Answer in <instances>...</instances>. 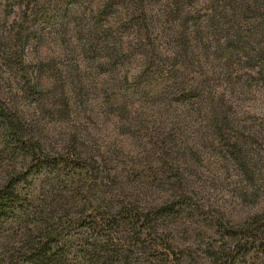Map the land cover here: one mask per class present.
<instances>
[{
    "label": "trees",
    "instance_id": "1",
    "mask_svg": "<svg viewBox=\"0 0 264 264\" xmlns=\"http://www.w3.org/2000/svg\"><path fill=\"white\" fill-rule=\"evenodd\" d=\"M86 13L95 22L76 45L87 66L73 70L74 78L81 84L84 72L91 73L99 107L106 121L116 120L117 135L102 151L91 137L69 135L50 160L51 144L30 116H41L52 100L53 106L66 104L68 76L36 49L45 26L66 35L68 19ZM25 45L32 49L25 52ZM0 46L7 69L0 82V154L8 159L0 182V230L8 219H38L20 247L0 255V264H66L67 249L56 232L62 219L31 210L36 197L17 185L33 170L88 194L82 207L92 208L89 230L133 237L135 264H184L175 255L144 256L170 248L151 238L172 233L170 222L185 213L175 204L190 193L186 172L202 135L226 140L225 154L242 176L250 180L259 170L249 146L259 132L239 129L234 102L251 85L264 87V0H104L93 8L91 0H35L0 37ZM80 90L82 100L88 89ZM160 194L161 202L153 198ZM223 236L207 253L210 264H238L250 249L264 264V212ZM92 246L102 264H131L119 259V243Z\"/></svg>",
    "mask_w": 264,
    "mask_h": 264
},
{
    "label": "rangeland",
    "instance_id": "2",
    "mask_svg": "<svg viewBox=\"0 0 264 264\" xmlns=\"http://www.w3.org/2000/svg\"><path fill=\"white\" fill-rule=\"evenodd\" d=\"M103 1L91 0V8L99 6ZM32 4H35V0H0V37L18 25L24 17L25 6ZM68 20L70 24L66 35L59 32L57 27L45 26L42 45L39 51L36 49L46 61L50 60L48 63L53 70L61 71L63 75L68 76L63 95L66 104L53 106L51 103L54 100H52L43 104L45 106L41 116L37 118L30 116V119L38 122L45 136L44 139L51 144L50 160L52 155L61 149V138L65 139L73 134L80 139L91 137L102 151L107 141H111L117 135L118 129L115 119L105 120L104 111L99 107V99L92 90L91 73L83 71L81 84H78L74 78L73 70L77 71L87 66L84 64L86 60L79 55L76 41L84 40L85 30L93 25L95 20L91 19L87 13L71 16ZM101 21L102 26H105V22ZM64 41L70 45L67 49L62 47ZM24 49L26 52L27 49L32 48L25 45ZM72 49L74 51L71 53ZM90 65L92 67V64ZM6 70L0 46V82L6 78ZM1 85L2 83L0 87ZM84 87L88 90H83L85 96L80 100L76 93ZM1 90L6 96V89L1 88ZM249 91L236 98L234 103L238 108L235 110V119L239 129L259 132L255 140L249 141V146L256 154L259 170L250 180L242 176L225 154L226 140L212 141L202 135L201 143L197 142V147H200L197 159L186 172L190 179V193L175 204L185 209V213L176 222H170L172 233L151 238V242L164 241L170 248H157V256L152 249L150 252L145 249V254L149 252L144 256L145 260L156 257L165 259L164 256L169 254L175 255L176 259L181 257L184 264H210L207 253L221 243L220 239L225 237L223 235L241 228L242 225L249 223V218L264 212V87L251 85ZM28 102L22 101V106L27 107V104H30L33 107L34 104ZM243 135H245L244 132ZM7 162V157L0 154V182L4 177L6 169L3 170V167ZM24 180L27 181L26 185H23ZM18 184L23 188L27 187L23 193L28 191L31 196L36 197L31 210L37 209L51 213L52 216L62 219V225L56 229V232L59 235V245L67 249L66 264H102V260L99 261L93 256L92 245L111 249L108 245L113 243L120 245L119 259L123 260L126 257L131 264L137 263L138 255L135 253L137 247L133 237L125 238L112 232H107L104 236L89 230V215L92 213V208L82 207L88 194L79 192L80 189L75 186L48 179L43 172L37 173L34 170L27 176L20 177ZM105 190L107 191L108 188ZM162 196L163 194L154 195L153 198L161 202ZM13 221V219L4 221L0 230L2 257L21 246L28 235L26 229H33L38 219H23L20 223ZM144 240L150 241L148 238ZM243 254L247 256L243 259L239 258L238 264H262L259 261L260 258L251 252V249Z\"/></svg>",
    "mask_w": 264,
    "mask_h": 264
}]
</instances>
